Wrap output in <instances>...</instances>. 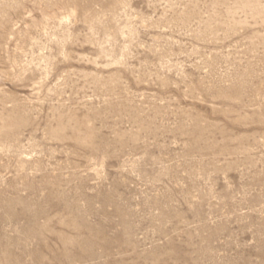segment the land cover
Returning a JSON list of instances; mask_svg holds the SVG:
<instances>
[{"label": "rangeland", "instance_id": "1", "mask_svg": "<svg viewBox=\"0 0 264 264\" xmlns=\"http://www.w3.org/2000/svg\"><path fill=\"white\" fill-rule=\"evenodd\" d=\"M0 264H264V0H0Z\"/></svg>", "mask_w": 264, "mask_h": 264}]
</instances>
